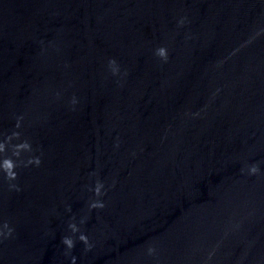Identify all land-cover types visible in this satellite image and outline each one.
Here are the masks:
<instances>
[{
    "label": "water",
    "instance_id": "water-1",
    "mask_svg": "<svg viewBox=\"0 0 264 264\" xmlns=\"http://www.w3.org/2000/svg\"><path fill=\"white\" fill-rule=\"evenodd\" d=\"M73 257L264 264V0H0V264Z\"/></svg>",
    "mask_w": 264,
    "mask_h": 264
},
{
    "label": "clouds",
    "instance_id": "clouds-1",
    "mask_svg": "<svg viewBox=\"0 0 264 264\" xmlns=\"http://www.w3.org/2000/svg\"><path fill=\"white\" fill-rule=\"evenodd\" d=\"M157 53H158L159 56L164 57V58H167L168 53H167V49H166V48H163V47H162V48H159V49L157 50ZM111 63L114 64L115 61H111ZM17 135H18V134H17ZM18 147H19V148H29L30 145H29L28 143H23V144L19 145ZM30 162H31V161H30ZM34 162H35L37 165H39V164L41 163V161L39 160V158H37ZM5 167H6V170H7L8 178H9V179H13V180L16 179V178H17V173H16L15 171L12 170L13 167H14V165H13L11 159H6V160H5ZM251 171H252L253 173H256V172L258 171V168L254 166V167L251 169ZM102 187H103L102 184H99V183L97 184V187H96V189H95V193H96L97 196H99V195L102 194V193H101V189H102ZM91 207H92V208H103L104 205H103V203L97 202V203H93V204L91 205ZM70 227L72 228V230H73L74 232H75V231H78V228L76 227L75 224L70 225ZM80 240H82L85 244H88V237H87L86 235H81V236H80ZM63 243H65V244L68 246V248H70V249L74 247V241H73L71 238L65 237V238L63 239ZM75 261H76V257H73V258H72V264H75Z\"/></svg>",
    "mask_w": 264,
    "mask_h": 264
}]
</instances>
